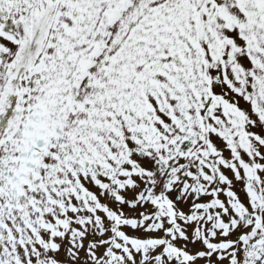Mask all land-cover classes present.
Segmentation results:
<instances>
[{
    "label": "snow or ice",
    "instance_id": "6c2138e0",
    "mask_svg": "<svg viewBox=\"0 0 264 264\" xmlns=\"http://www.w3.org/2000/svg\"><path fill=\"white\" fill-rule=\"evenodd\" d=\"M0 264H264V0H0Z\"/></svg>",
    "mask_w": 264,
    "mask_h": 264
}]
</instances>
